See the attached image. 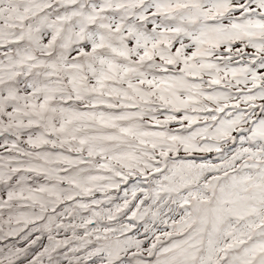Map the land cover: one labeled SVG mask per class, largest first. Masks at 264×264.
I'll return each mask as SVG.
<instances>
[{"label":"snow or ice","instance_id":"obj_1","mask_svg":"<svg viewBox=\"0 0 264 264\" xmlns=\"http://www.w3.org/2000/svg\"><path fill=\"white\" fill-rule=\"evenodd\" d=\"M0 264H264V0H0Z\"/></svg>","mask_w":264,"mask_h":264}]
</instances>
